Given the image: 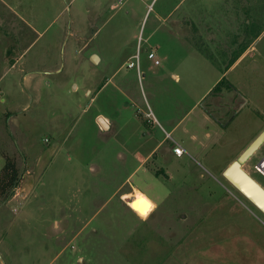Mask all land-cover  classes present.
I'll use <instances>...</instances> for the list:
<instances>
[{"label":"rangeland","instance_id":"374dc122","mask_svg":"<svg viewBox=\"0 0 264 264\" xmlns=\"http://www.w3.org/2000/svg\"><path fill=\"white\" fill-rule=\"evenodd\" d=\"M192 1L0 0V175L10 157L20 177L0 198V264H264V213L224 176L261 132L251 59L235 74L251 105L226 126L201 106L209 63L228 67L264 30V0L211 19L223 3ZM263 158L264 143L243 168L264 188ZM135 189L156 207L130 203Z\"/></svg>","mask_w":264,"mask_h":264},{"label":"crops","instance_id":"0c3cea01","mask_svg":"<svg viewBox=\"0 0 264 264\" xmlns=\"http://www.w3.org/2000/svg\"><path fill=\"white\" fill-rule=\"evenodd\" d=\"M195 1H199V0H193L192 2L195 3ZM201 2L199 3L200 6L202 7V9L204 10V6H205V1L206 0H200ZM234 1V0H232ZM219 2L223 3L224 6L226 7L223 8V10L218 9V13L217 14H212L209 13L208 11L209 8L204 11L205 13L202 14L203 17L205 18H212V17H221V18H226V17H241V16H246V13H242V11H236L235 8L232 7V2L230 0H219ZM196 4V3H195ZM251 5V4H250ZM255 8V7H253ZM257 8V7H256ZM247 10H252V8H248ZM226 12V13H225ZM249 12V16L250 17H257V13L259 11H247ZM205 14V15H204ZM211 27H209V29L207 28V31H205L204 33L207 34L208 36H210L211 34H213L214 32L217 31L218 34H220L221 36L224 37V35L227 33L226 31H220L218 27V29L212 27V29H210ZM221 29V28H220ZM173 35H175L176 37H179L178 34L180 33V31H177V29L172 30L171 31ZM221 39H224V38ZM220 39V38H219ZM222 43H224L225 45H229L227 47V50H235L236 48V43L235 40L233 41L232 39H228L225 43L223 40H221ZM211 48L214 50L216 47L215 46H211ZM225 48V47H224ZM248 59H251L250 63L248 64V66H246L245 70H250L251 73H255L256 76L254 78V81L256 80L257 82L263 83L264 82V75L262 74V72L264 71V30L261 31L259 34H257L254 38H252V40L250 41V43L248 44V46L243 49V52H240L239 55L237 56V58L228 66H215V64H212L209 60V64H211V68H213V70L215 71L216 75V82L213 84V86L210 87V89L207 91L206 93V97L203 98V101L201 102V106H203V109L206 111V120L209 122L211 118H214V116L212 114H210V110L214 109L216 111H218V113H222V115L224 117V120H221L220 118H216L217 122L220 125L226 126L228 123L232 122V120L226 122V115H229V113L235 111L234 113H240V111H242L244 109L245 106H249L252 104V97H247L246 95H244L241 91H239V79H237L235 77V74L237 72V70L239 68H241L242 64L247 61ZM100 60V58H99ZM221 63V62H220ZM158 65V64H157ZM218 69H221L220 71ZM225 69V70H224ZM224 70V71H223ZM233 76V77H232ZM172 77L174 79H176L178 81L179 76L176 74H173ZM224 83L225 85L223 86V88L220 91H217L216 94L214 92L215 88L217 86H219L220 84ZM75 88V85H74ZM151 114V113H150ZM210 115V117H209ZM236 117V116H235ZM258 124H257V128L256 131L260 132L257 133V136L254 137L250 144H248V147L260 136L264 133V110L263 112H258ZM99 119H103L104 122L107 124V126L109 127V129L111 128L108 125V121L105 117H99L98 118V123H99ZM100 124V123H99ZM101 126V125H100ZM102 127V126H101ZM103 128V127H102ZM104 129V128H103ZM175 129V128H174ZM263 129V130H262ZM108 131V130H107ZM167 137L171 138V134L168 133ZM207 137L210 139L211 135L208 133ZM177 142L173 141V144L175 146ZM178 144V143H177ZM180 145V144H178ZM208 145V144H207ZM181 146V145H180ZM182 147V146H181ZM156 148L154 150H152L149 155H145L140 161H139V166L140 167H144L145 171L148 170L147 165L148 162L150 160V158H152V156L156 153ZM177 156V155H176ZM178 157V156H177ZM182 157V156H181ZM159 162V161H158ZM139 167V168H140ZM226 171V170H225ZM134 192H140L138 193L139 195H142L141 197H143L146 200V204L149 205V200L152 201L155 205V202L147 197L146 193H144L143 191L139 190V189H135ZM156 207V205H155Z\"/></svg>","mask_w":264,"mask_h":264},{"label":"water","instance_id":"95a60500","mask_svg":"<svg viewBox=\"0 0 264 264\" xmlns=\"http://www.w3.org/2000/svg\"><path fill=\"white\" fill-rule=\"evenodd\" d=\"M93 63L99 62V57L93 55L91 57ZM100 125L109 130L106 123H102V119H99ZM264 142V133L260 135L240 156L234 161L224 172L226 179L231 181L233 185L242 191L247 197H249L256 205L264 200V191L260 186L253 181V179L244 170L243 165L253 156V154L261 147ZM263 209V208H261ZM264 211V209H263Z\"/></svg>","mask_w":264,"mask_h":264},{"label":"trees","instance_id":"16d2710c","mask_svg":"<svg viewBox=\"0 0 264 264\" xmlns=\"http://www.w3.org/2000/svg\"><path fill=\"white\" fill-rule=\"evenodd\" d=\"M20 184L19 170L10 157H6L5 165L0 175V198H7Z\"/></svg>","mask_w":264,"mask_h":264},{"label":"built area","instance_id":"2783aa9c","mask_svg":"<svg viewBox=\"0 0 264 264\" xmlns=\"http://www.w3.org/2000/svg\"><path fill=\"white\" fill-rule=\"evenodd\" d=\"M154 58H155V55L153 53H151L149 55V59H154ZM156 64H159V62L156 61ZM129 66L133 67L134 63H131ZM173 152L178 157H181V156H183L185 154L184 148H182L177 143L175 144V147H173ZM255 170L264 179V158L258 163V165L255 166Z\"/></svg>","mask_w":264,"mask_h":264},{"label":"bare ground","instance_id":"6f19581e","mask_svg":"<svg viewBox=\"0 0 264 264\" xmlns=\"http://www.w3.org/2000/svg\"><path fill=\"white\" fill-rule=\"evenodd\" d=\"M104 122V120L102 119V123ZM105 123V122H104ZM103 123V124H104ZM264 143V142H263ZM262 146V145H261ZM248 174V173H247ZM249 175V174H248ZM250 176V175H249ZM251 177V176H250ZM252 178V177H251ZM253 179V178H252ZM228 180V179H227ZM229 181V180H228ZM253 181L255 182V183H257L254 179H253ZM230 183H231V181H229ZM233 184V183H232ZM258 185H259V183H257ZM260 186V188L264 191V188L261 186V185H259ZM239 190V189H238ZM240 191V190H239ZM249 201H251V203H253V205H255L262 213H264V211H263V209H264V200L263 201H261V203H259L258 202V204H260L259 206L258 205H256L249 197H247L242 191H240ZM130 203H132V204H134V205H137L140 201H143V202H145L146 203V201H145V199L143 198V197H141L140 195H134V197H131L130 199ZM143 206H141V208H142ZM261 208H263V209H261Z\"/></svg>","mask_w":264,"mask_h":264},{"label":"snow or ice","instance_id":"6c2138e0","mask_svg":"<svg viewBox=\"0 0 264 264\" xmlns=\"http://www.w3.org/2000/svg\"><path fill=\"white\" fill-rule=\"evenodd\" d=\"M141 206H143L142 208H141ZM136 207L138 208V209H140V210H145L146 211V209L149 207L145 202H143V201H140L137 205H136Z\"/></svg>","mask_w":264,"mask_h":264}]
</instances>
